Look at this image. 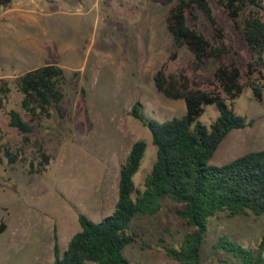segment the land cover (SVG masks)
I'll use <instances>...</instances> for the list:
<instances>
[{
  "label": "rangeland",
  "instance_id": "rangeland-1",
  "mask_svg": "<svg viewBox=\"0 0 264 264\" xmlns=\"http://www.w3.org/2000/svg\"><path fill=\"white\" fill-rule=\"evenodd\" d=\"M69 1L63 13L42 23L49 32L46 36L24 25L16 28L14 39L12 29L0 23V87L9 89L0 110V264H52L53 237L62 254L80 229L79 214L93 222L109 215L117 201L119 169L138 140L146 143V150L133 183L143 188L156 148L149 131L130 116L131 107L140 104L158 122L185 112L182 100L168 99L154 88L158 69L163 68L165 75L182 73L202 90L213 88L212 75L219 63L208 60L203 69L193 70L190 51L176 48L167 32L169 5L164 0ZM209 3L228 50L223 62L234 61L246 72L251 58L245 42L223 8ZM193 14L196 20L187 16V23L213 42L210 23L198 10ZM31 34L35 45L50 38L54 46L38 47L33 53ZM45 64L64 70L61 115L33 124L32 133L22 136L8 126L10 110L24 118L14 81ZM257 78V73L251 76L253 81ZM232 110L253 124L230 131L210 158V166L264 151V91L259 103L244 87ZM217 116L216 107L208 105L198 120L209 127ZM160 204L154 216L133 221L137 240L123 251L129 264H177L165 248H178L190 229L174 213L180 205L168 199ZM263 234L264 215L219 214L208 221L202 258L207 259L219 236L256 251Z\"/></svg>",
  "mask_w": 264,
  "mask_h": 264
},
{
  "label": "trees",
  "instance_id": "trees-1",
  "mask_svg": "<svg viewBox=\"0 0 264 264\" xmlns=\"http://www.w3.org/2000/svg\"><path fill=\"white\" fill-rule=\"evenodd\" d=\"M169 9L165 25L176 48L186 47L192 56L193 70H201L208 60L218 62L212 75L211 90L198 88L196 81L182 73L165 75L163 68L153 76L157 92L171 100H182L185 112L181 117L158 122L143 112L135 103L130 116L150 133L156 148L155 161L144 179L143 188H136L133 177L140 168L146 143L134 142L119 169L117 201L113 211L93 222L83 214L77 221L79 231L59 253L53 237L52 264H129L125 248L136 243L132 223L137 217L154 216L161 208L160 201L168 199L180 205L176 217L190 229L178 248L167 247L168 258L177 264H264V234L256 251L247 249L227 236H219L211 246L207 259L202 258V247L210 219L224 214L261 217L264 215V151L245 154L223 166H210L214 152L232 130L252 126L234 114L232 104L244 87L251 90L254 100L261 103L264 91V0H164ZM210 1L223 8L245 42L251 63L246 72L234 61L223 59L228 50L223 44L222 29L217 26ZM13 0H0V10L9 8ZM198 10L210 23L213 42L187 23V16L196 20ZM257 73L253 81L251 76ZM246 79L245 85L242 83ZM65 81L62 67L45 64L28 70L15 81L21 95L20 106L24 118L15 110L8 112V126L20 135H29L33 124L61 115ZM9 89L0 87V110ZM216 107L218 116L209 127L198 119L203 108ZM27 119V120H26ZM47 163L48 159L44 157ZM41 166V165H40ZM44 167H39V172ZM2 230V227H0Z\"/></svg>",
  "mask_w": 264,
  "mask_h": 264
},
{
  "label": "crops",
  "instance_id": "crops-1",
  "mask_svg": "<svg viewBox=\"0 0 264 264\" xmlns=\"http://www.w3.org/2000/svg\"><path fill=\"white\" fill-rule=\"evenodd\" d=\"M69 2V0H13L9 8L0 10V23L3 27L12 29L14 39H16V28L24 25L34 27V34L46 36L49 32L42 23L52 15L63 13ZM30 36L34 37L33 34ZM29 40L35 46L33 47L35 49L33 53L37 52L38 47L52 49L54 46L50 38H45L46 43L41 44V46L35 45L34 42L37 41L35 37Z\"/></svg>",
  "mask_w": 264,
  "mask_h": 264
}]
</instances>
